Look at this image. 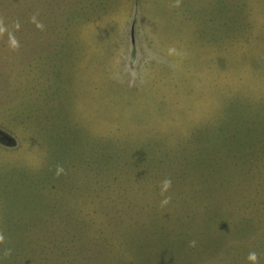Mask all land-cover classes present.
Masks as SVG:
<instances>
[{"label": "rangeland", "instance_id": "rangeland-1", "mask_svg": "<svg viewBox=\"0 0 264 264\" xmlns=\"http://www.w3.org/2000/svg\"><path fill=\"white\" fill-rule=\"evenodd\" d=\"M0 264H264V0H0Z\"/></svg>", "mask_w": 264, "mask_h": 264}, {"label": "clouds", "instance_id": "clouds-1", "mask_svg": "<svg viewBox=\"0 0 264 264\" xmlns=\"http://www.w3.org/2000/svg\"><path fill=\"white\" fill-rule=\"evenodd\" d=\"M12 43L15 44V40L14 39H13ZM163 183H164L165 187H167L168 185H170L171 182H170V180H165ZM248 259L255 260L256 259V254L254 252L253 253H249Z\"/></svg>", "mask_w": 264, "mask_h": 264}, {"label": "trees", "instance_id": "trees-1", "mask_svg": "<svg viewBox=\"0 0 264 264\" xmlns=\"http://www.w3.org/2000/svg\"><path fill=\"white\" fill-rule=\"evenodd\" d=\"M240 141H241L240 145H242V147H243L244 149H246V148H245V145H248L249 142L246 141L244 138H243V139L241 138Z\"/></svg>", "mask_w": 264, "mask_h": 264}]
</instances>
